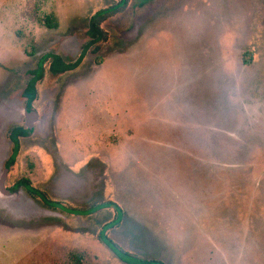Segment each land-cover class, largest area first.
<instances>
[{"label": "rangeland", "instance_id": "1", "mask_svg": "<svg viewBox=\"0 0 264 264\" xmlns=\"http://www.w3.org/2000/svg\"><path fill=\"white\" fill-rule=\"evenodd\" d=\"M144 1L152 0H131L102 24L108 38L96 56L101 65L86 59L71 91L75 105L66 113L80 120L84 140L95 142L92 156L68 161L52 142L30 150L35 186L56 160L68 176L67 167L76 172L91 158L96 176L91 183L80 176V190L90 188L97 205L111 201L123 215L110 209L94 232H75L56 214L0 200V264H71L74 256L80 264H124L98 238L111 218L120 222L119 236H105L131 254L129 242L141 260L264 264V0H157L155 18L125 33L123 47L117 35ZM116 2L0 0V97L50 42L76 58L89 19ZM47 16L55 29L39 21ZM248 53L253 62L242 68ZM213 60L224 65L219 80ZM9 100L0 98V110ZM0 122L7 126L4 115ZM23 155L31 156L18 157L7 186L33 162ZM58 196L67 199V191Z\"/></svg>", "mask_w": 264, "mask_h": 264}, {"label": "flooded vegetation", "instance_id": "2", "mask_svg": "<svg viewBox=\"0 0 264 264\" xmlns=\"http://www.w3.org/2000/svg\"><path fill=\"white\" fill-rule=\"evenodd\" d=\"M130 1L131 0H128V3H130ZM114 5L115 4L109 6L108 8ZM157 6V0L144 1L141 4L136 5V11L130 14L131 19H134L133 22L127 29L120 31L119 35H117V40L120 41V44L123 47H125L127 43L125 40L129 41L130 39V37L126 35L128 31H131L134 27L138 31L139 26L144 23L148 24L149 19L153 15L155 18L157 13L155 7ZM123 10L121 12H123ZM121 12L109 16L106 20L120 14ZM140 12L147 14L142 18H139L138 15ZM261 18L262 22H264L263 17ZM106 20L102 24H104ZM151 21L152 20H150V23ZM88 31L89 27L87 32ZM87 32L86 42L83 43V41L78 38L82 44L79 48L77 57L74 59L66 57L65 53L61 50V48H59V46L53 45L54 41L47 45L45 50L46 52L38 58H34L37 56L35 53L30 55L26 54L28 57L34 58V60H32L33 67L27 69L24 74L20 75L21 83L7 85L3 89V95L0 97L13 99L6 101L5 106L0 110V116L4 115L6 118L7 126L5 127L4 138L6 143L9 145V154L3 163V169L7 170L8 176V174L15 169L17 159L22 154L31 155L28 157L23 155V157L29 161H33L26 163V165L24 164L27 168L26 174L21 175V177L16 179L9 186H7L5 182V185L7 186L5 188L11 193L17 191L24 192L27 198L37 204L43 212L58 215L57 218L63 228L65 226L67 230H73L75 232H80V230L94 232L98 217L106 216L105 219L108 218L109 214H104L110 212V209H115V211L112 212H118L120 215H123V211L118 205L111 201L97 205L95 197L90 193V188H83V190H80L79 179L81 177L83 179L87 178L86 180L91 183L96 176L94 165L90 162L91 158H89L76 172L74 171V164H72V168L67 167L68 170L66 171L68 176L64 175V172L60 167L58 168V162L56 160L57 166H52L54 170L50 173V176L46 179V181L40 182V186H35L32 184V180L36 175L37 164L36 159H34L30 150L37 147L38 143L43 145L45 148H48L49 143L51 144L52 142L53 144H56V146L59 145L61 155L65 156L68 161L70 156H72V160H74V157H78L77 154H81L83 157H91L92 153L95 152V149H93L95 142L93 144L90 143L91 137H89L87 141L84 140L85 137L84 134L81 133L82 128L79 125L80 120L77 117L72 116L70 111L66 113V109L69 106L72 107V105H75L71 91L78 90L74 84L77 83L75 80H79V77L81 78L80 73L84 70L83 66L86 65L83 64L84 61L86 59L88 60L91 56L96 57L103 44L107 42L108 37L103 31L105 40L93 43L88 49H86L83 55L85 45L89 41H92V38L87 36ZM74 33L75 31H73V35H75ZM62 49L64 51L69 50L68 47H62ZM54 59H57L56 61L59 65L66 67V70L63 69L62 71L52 72L51 66ZM94 60L96 65H101V62L100 60H97V57L94 58ZM89 71L90 69L86 70L87 73ZM53 96L55 97L52 98ZM82 140H84V144H81ZM54 141H60V143H56ZM45 177H47V175ZM66 191L68 197L67 199L58 196L59 193L65 194ZM114 221L115 220L111 218L108 222H105L106 224L99 232L98 238L101 233L105 236L104 233L106 231H109L112 235L114 234L116 238L119 236L117 231L114 229V226L120 222L118 221L114 223ZM106 239L115 251L126 255L125 257L136 261H146L141 260L132 254L139 252L138 255H140L142 254V251L136 249L132 245H129V242L127 244V249L131 252V254L123 252L114 242L109 240L107 237ZM100 242L108 250H110L119 261L127 264L123 262L109 246L104 244L101 240Z\"/></svg>", "mask_w": 264, "mask_h": 264}, {"label": "trees", "instance_id": "3", "mask_svg": "<svg viewBox=\"0 0 264 264\" xmlns=\"http://www.w3.org/2000/svg\"><path fill=\"white\" fill-rule=\"evenodd\" d=\"M128 0H118V2L110 7V8H105L102 9L98 12H96L90 19H89V31L87 32V36L89 38H92V41H89L86 45H85V49L83 51V55L86 51V49H88L93 43L99 42V41H104L105 37L103 34V31L101 29V24L111 15H114L118 12H121L127 5ZM32 16V20H34L35 18ZM55 18L53 16H47L44 19L39 21L47 28V29H55L56 28V22L54 20ZM32 49H30L29 51L26 49L25 53L30 55L32 54ZM248 59H245L244 57H246ZM246 56L242 57V63L244 65H250L253 62V56L252 54L248 53L246 54ZM57 59H54V62H52V66H51V71L52 72H57V71H62L63 69L66 70V67H63L62 65H59V63L56 61ZM111 205V204H110ZM99 239L106 244L107 246H109L111 248V250L113 252H115V254L125 263L127 264H162V263H155L152 261H136L133 259H129L127 257H125L126 255L121 254L118 251H115V249L113 247H111L109 245L108 240L106 239L105 236L101 235L99 236ZM71 264H80V258L74 256L71 260Z\"/></svg>", "mask_w": 264, "mask_h": 264}, {"label": "water", "instance_id": "4", "mask_svg": "<svg viewBox=\"0 0 264 264\" xmlns=\"http://www.w3.org/2000/svg\"><path fill=\"white\" fill-rule=\"evenodd\" d=\"M4 125L0 122V200L4 202L13 203L16 206L26 207L28 210L40 209L38 205L32 203L26 195H24L21 191H17L14 193L9 192L5 188V182L7 179V170L3 169V157L7 156V143L4 138Z\"/></svg>", "mask_w": 264, "mask_h": 264}, {"label": "crops", "instance_id": "5", "mask_svg": "<svg viewBox=\"0 0 264 264\" xmlns=\"http://www.w3.org/2000/svg\"><path fill=\"white\" fill-rule=\"evenodd\" d=\"M213 63L215 64V62H214V60H213ZM252 64V63H251ZM250 64V65H251ZM250 65H244V64H241V67L242 68H248V66H250ZM215 66H216V68H217V76L215 77L217 80H219V71L220 72H223L224 71V65H223V63H222V61L220 60H218V64H215ZM193 73H195V74H197V72H196V70L195 71H193ZM198 75V74H197ZM217 82H219V81H216L215 83H214V86H216V87H219L218 86V83Z\"/></svg>", "mask_w": 264, "mask_h": 264}]
</instances>
